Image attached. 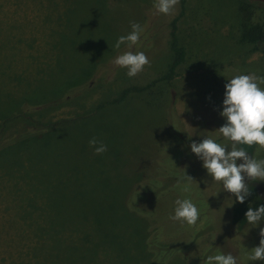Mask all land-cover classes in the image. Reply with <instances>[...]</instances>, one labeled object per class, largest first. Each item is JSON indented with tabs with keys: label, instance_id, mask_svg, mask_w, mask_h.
Returning a JSON list of instances; mask_svg holds the SVG:
<instances>
[{
	"label": "rangeland",
	"instance_id": "obj_1",
	"mask_svg": "<svg viewBox=\"0 0 264 264\" xmlns=\"http://www.w3.org/2000/svg\"><path fill=\"white\" fill-rule=\"evenodd\" d=\"M143 1L148 2L0 0V110L11 108L0 137L14 139L52 125L44 139L0 154V264L9 263L2 254L6 245L31 232L36 243L51 245L48 264H160L141 252L142 232H133L126 224L128 216L113 209L109 219L101 209L115 200L120 204L141 172L149 174L156 167L171 175L157 180L167 193L148 195L150 216L164 210L156 217L159 229L166 235L184 233L182 239L190 232L210 234L208 245L201 238L191 239L188 256H170L165 264H205L202 251L207 257L230 253L237 264H264L247 259L259 246L264 219L256 227L245 219L249 207L264 205V181H246L251 195L237 203L212 180L202 161L192 160L190 150L191 143L204 137L230 146L216 133L226 122L220 116L224 86L236 75L264 77V42H249L257 27L264 28V4L185 0L181 16L179 4L172 14H160L155 43L144 53L150 63L130 78L127 69L112 64L118 56L114 45L138 23L135 6ZM175 18L185 56L172 79L129 92L115 104L123 90L140 89L166 73L172 60L170 22ZM169 106L189 139L174 135V143L168 140ZM92 137L107 145L105 153L97 155L89 147ZM238 147L264 159L258 145ZM173 199H190L196 205V225L170 219ZM70 232L77 238L84 235L94 254L75 260ZM104 233L115 234L116 240L106 244Z\"/></svg>",
	"mask_w": 264,
	"mask_h": 264
},
{
	"label": "clouds",
	"instance_id": "obj_2",
	"mask_svg": "<svg viewBox=\"0 0 264 264\" xmlns=\"http://www.w3.org/2000/svg\"><path fill=\"white\" fill-rule=\"evenodd\" d=\"M178 4L179 0H155L153 7L158 14L170 15ZM131 29L129 34L116 40V49L121 45L131 49L140 44V37L145 29L135 22L131 24ZM149 63L144 52L132 51H126L112 61L114 66L127 69L130 78L143 71L144 66ZM260 85H264V77L253 73L236 75L227 80L224 86L220 116L226 122L216 133L230 142V146L217 142L213 137H204L201 142L190 145L191 152L202 161V167L212 180L221 183L224 191L231 193L235 202L240 204L251 195L246 181H264V159L257 160L249 156L244 147H238L258 145L260 149H264V88ZM88 143L97 155L107 151V145L96 137H92ZM182 190L188 192L189 186L184 185ZM175 204L174 215L170 219L188 226L196 225L200 215L196 205L190 199H177ZM245 219L256 227L264 219V205L255 209L249 207ZM259 235V246L254 247L251 254L247 255L248 260L264 261V228L260 229ZM205 264H237V259L230 253H220L209 255Z\"/></svg>",
	"mask_w": 264,
	"mask_h": 264
},
{
	"label": "trees",
	"instance_id": "obj_3",
	"mask_svg": "<svg viewBox=\"0 0 264 264\" xmlns=\"http://www.w3.org/2000/svg\"><path fill=\"white\" fill-rule=\"evenodd\" d=\"M130 3H133L131 0H128ZM147 3L137 4L135 8L137 9L136 20L140 24V21H145V24H140L145 31L141 34L140 37V44L138 46H133L131 49L127 48L126 45H121L119 49H116L117 55H120L126 51L132 52H144L147 53L155 43V36L159 30V21H160V14L156 13L153 4L155 0H147ZM184 3L185 0H179V16L183 14L184 10ZM176 18L170 22V31H169V49L172 53V60L168 66V69L165 74L161 77H158L156 80L150 82L146 86L142 88H128L121 92L120 97L114 102L118 104L122 102L125 97L129 94V92H142L150 87H152L157 81H169L175 74L176 68L182 64L184 61L185 50L182 46L178 44V40L176 37ZM137 23V22H136ZM251 40L249 41L252 44H258L264 42V28L262 25L257 27L254 35H252ZM263 70H264V63H263ZM59 97V96H57ZM60 98V97H59ZM23 102H26L24 100ZM10 107L6 110H0V133L4 130L7 122V117L5 116L6 113L10 111ZM168 120L166 121L167 130L169 133V141L172 143L174 135H181V138L187 137L181 127L180 122L177 120V116L175 114L174 109L172 106L168 107ZM52 125H47L46 130L36 131V132H22L14 139H4L0 137V154L1 156L7 150H16L15 147H19L21 145H25V143L29 141H38L40 139H44L47 137L48 133H50ZM49 130V131H48ZM171 138V139H170ZM27 139H31L28 140ZM186 139V138H185ZM187 139H189L187 137ZM24 141V142H23ZM174 143V142H173ZM184 142L181 144L183 145ZM191 158L193 161L198 160L199 158L195 154H191ZM180 162V158H179ZM179 163L174 164L172 168H178ZM163 168L160 169L156 167L155 170L151 171L149 174L146 172H141V177L130 185V191L128 192L129 188L125 190L122 194V199L120 204L115 202H108L101 205L102 210H106L109 214L108 218L111 219V213L113 209L116 211L117 209L121 213L122 216H128L129 220L126 224H128L133 232L138 235V233L142 232L141 236V252L148 253L149 255L155 256L158 258L160 264H165L168 261L170 256L174 258H185L188 256L189 248L191 247V239L201 238L208 245V241L210 239V234L206 232H190L185 234L184 238L182 239L179 233H172L170 235H166L165 231L159 229V223L156 219L159 213L164 212L162 208L160 211L155 215L150 216L149 208H150V201L148 200L149 193H156L162 192L161 194L168 192V188H163L159 186L157 180L169 177ZM151 177V179L149 178ZM150 180H153L151 182ZM170 186V185H169ZM162 189V191H161ZM128 192V194H127ZM126 193V195H125ZM168 194L165 195V198ZM136 198V199H135ZM174 200V199H173ZM135 201V203H134ZM115 203V204H113ZM176 208L175 200L173 201L172 209ZM171 212V210L169 211ZM150 213V214H149ZM137 220V221H136ZM139 221V222H138ZM133 224L139 226H145L143 229H135ZM180 235V236H179ZM37 236V235H36ZM70 238L72 241L71 250L74 255V259H80L84 253L94 252L89 244L88 239L83 235L79 238L73 236L70 232ZM35 233L31 232L28 235H23V237L19 236L17 243L15 245L7 244L5 250L2 251V254L9 258L8 264H48L50 259L48 260V251L51 250V245L48 242H38L36 243L35 240ZM182 239V240H181ZM198 239H195L196 241ZM101 240L109 245L110 240H116L115 234L112 233H104L101 237ZM184 241V242H182ZM184 243V244H183ZM12 246V251L9 249ZM13 253V254H12ZM94 254V253H93ZM206 252L202 251L201 258H207Z\"/></svg>",
	"mask_w": 264,
	"mask_h": 264
},
{
	"label": "flooded vegetation",
	"instance_id": "obj_4",
	"mask_svg": "<svg viewBox=\"0 0 264 264\" xmlns=\"http://www.w3.org/2000/svg\"><path fill=\"white\" fill-rule=\"evenodd\" d=\"M248 1H250V2H259V3H261V4H264V0H248Z\"/></svg>",
	"mask_w": 264,
	"mask_h": 264
}]
</instances>
